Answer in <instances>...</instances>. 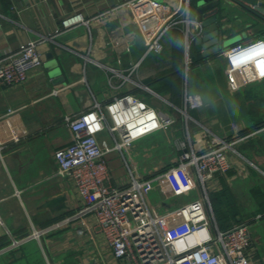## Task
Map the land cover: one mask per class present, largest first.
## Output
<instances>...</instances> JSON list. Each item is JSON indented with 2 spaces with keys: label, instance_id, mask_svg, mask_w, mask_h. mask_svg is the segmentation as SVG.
I'll use <instances>...</instances> for the list:
<instances>
[{
  "label": "crops",
  "instance_id": "1",
  "mask_svg": "<svg viewBox=\"0 0 264 264\" xmlns=\"http://www.w3.org/2000/svg\"><path fill=\"white\" fill-rule=\"evenodd\" d=\"M124 1L0 0V53L16 52L29 41L41 39L40 52L44 57L52 53L64 77L62 84L55 85L44 59L24 83L0 84V137L6 145L0 155V264H121L93 213L81 212L84 202L73 180L58 175L55 152L73 142L69 118L123 94L138 95L158 111L174 116L175 122L121 149L115 148L109 131L99 136L113 186L125 187L133 177L154 178L177 162L182 153L179 141L205 129L227 140L248 137L235 144L236 153L229 152V172L208 182L209 194L227 186L239 204L241 198H251L249 191L253 195L255 187L264 186V79L244 88L253 112H259L257 117L241 118L228 128L221 116L211 112V104L221 103L231 91L222 52L236 44L264 40V21L231 3L221 20L222 36L230 42L219 54L202 61H196L192 44L188 64L183 23L162 36L161 52H148L150 39L171 17L183 18V0H157L168 6L166 20L160 12L137 20L130 8L121 6ZM112 8L114 16L109 20L57 32L71 14L81 12L92 18ZM189 70L192 81L196 74L216 72L212 79L220 82L221 78L225 95L210 92L207 97L197 90L204 106L186 118L178 108L184 105ZM241 92L233 97L243 109L246 93ZM148 191L156 215L198 198L174 197L169 183L156 180ZM253 204L242 212L252 237L249 255L256 264H264V213ZM47 227L53 229L34 236ZM15 239L20 243L14 245Z\"/></svg>",
  "mask_w": 264,
  "mask_h": 264
},
{
  "label": "built area",
  "instance_id": "2",
  "mask_svg": "<svg viewBox=\"0 0 264 264\" xmlns=\"http://www.w3.org/2000/svg\"><path fill=\"white\" fill-rule=\"evenodd\" d=\"M190 0H183V18L172 17L152 37L148 52H161L162 36L179 23L189 24ZM123 7L130 8L135 19L144 20L156 12L166 20L168 6L157 0H125ZM115 9L86 18L78 12L62 20L58 33L91 22H104L114 16ZM164 13V14H163ZM29 41L18 51L0 53V84L24 83L31 71L43 66L44 59L38 45ZM187 63L190 38L186 34ZM226 62L228 87L239 91L264 79V40L256 39L229 47L222 52ZM204 106L198 93L186 91L184 105L178 108L190 118L189 111ZM12 112V111H11ZM10 112V113H11ZM175 117L158 111L135 94H123L104 105L68 119L73 142L55 152L58 175L73 180L84 202L82 213H93L107 239L114 257L121 264H256L249 255L252 244L250 226L236 223L220 230L212 216L208 182L231 169L229 152H237L235 144L243 139L227 140L208 129L188 134V140L179 141L182 153L177 162L152 179L133 177L129 185L115 187L105 160V150L99 136L109 131L115 137V148L133 143L163 128L171 126ZM6 148L0 137V155ZM156 181L169 183L174 197L191 193L199 188L200 195L189 203L166 213L156 215L148 202L150 184ZM3 221L0 217V225ZM53 227L34 234L40 236ZM83 234V231H79ZM20 240H14V245Z\"/></svg>",
  "mask_w": 264,
  "mask_h": 264
},
{
  "label": "water",
  "instance_id": "3",
  "mask_svg": "<svg viewBox=\"0 0 264 264\" xmlns=\"http://www.w3.org/2000/svg\"><path fill=\"white\" fill-rule=\"evenodd\" d=\"M231 3L242 7L247 12L264 21V0H190V25L185 27V31L188 37L191 38L190 46L192 44L194 46L196 61L209 59L219 54L230 42L229 38L227 39L222 36L221 20L225 14H228ZM192 13L193 17H190ZM136 30L139 38L142 40L139 28L136 27ZM52 56V53L47 54L46 57L43 56V59L48 60L46 66L49 76L53 78L52 82L55 85L62 84L64 77L60 75L61 70L58 61L52 59ZM212 216L215 219L213 210Z\"/></svg>",
  "mask_w": 264,
  "mask_h": 264
},
{
  "label": "rangeland",
  "instance_id": "4",
  "mask_svg": "<svg viewBox=\"0 0 264 264\" xmlns=\"http://www.w3.org/2000/svg\"><path fill=\"white\" fill-rule=\"evenodd\" d=\"M214 74H217V73L212 71L211 73L208 72V73H204L201 75L196 74L194 80L192 81L191 76H190L191 71L189 70V72H188L189 81H185V90L184 91L196 93L197 90L201 89L202 94L206 95L207 97H208L210 92L217 94V95H221V97H223L225 95V93L222 90V88H220L221 83H222L221 78H219L220 82L214 81L212 79ZM243 90H244V92H241ZM238 92L246 93L247 91H245V89H241L239 91H236V93L230 91V93H229L230 96L227 95L226 98L224 97L225 99H223V101H222L223 103L222 102L221 103L215 102L214 104H211L212 105L211 106V112L217 116L216 118H218V116L222 117V120H220V121L224 125V127H228V128L232 127L231 123H233V125L239 124L241 118L244 119V118H250V117H257L259 115L258 111L253 112V110H252L253 104L251 103L250 100L246 99L247 93H246V96L242 99L243 100L242 101L243 109L241 108V103L239 105L233 97ZM254 101H257V99H254ZM259 107H260V104H259ZM188 114L193 115L192 111H189ZM177 115H180V114L178 113ZM223 121H225L227 123V125H225ZM234 121H237V123ZM218 124H219V122H218ZM164 170H166V169L164 168ZM200 193L201 192H200L199 188H196L193 191H191V193L182 195L180 197V199L187 198L186 196H189V195L193 198H196V197H199ZM246 195H247V193H246ZM249 195L251 196L250 199L241 198V200L239 201V204L237 202V205L240 208L241 213L242 212L245 213L246 211L251 210L252 209L251 206L253 203H254L253 205H255V207H256V203L254 202V198L251 195L250 191H249ZM249 195H247V196H249ZM150 199H151V201L154 202V200H155L154 194L150 195ZM247 208H248V210H247Z\"/></svg>",
  "mask_w": 264,
  "mask_h": 264
},
{
  "label": "trees",
  "instance_id": "5",
  "mask_svg": "<svg viewBox=\"0 0 264 264\" xmlns=\"http://www.w3.org/2000/svg\"><path fill=\"white\" fill-rule=\"evenodd\" d=\"M245 135V132L238 136ZM238 138L233 137L232 139ZM229 139V140H232ZM252 196L258 210L264 213V186H257L252 191ZM212 210L220 230H227L236 223L245 222L236 197L227 186L209 194ZM264 216V214H263Z\"/></svg>",
  "mask_w": 264,
  "mask_h": 264
}]
</instances>
